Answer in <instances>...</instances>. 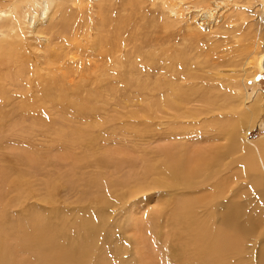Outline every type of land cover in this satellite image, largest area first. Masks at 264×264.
<instances>
[{
    "label": "rangeland",
    "instance_id": "1",
    "mask_svg": "<svg viewBox=\"0 0 264 264\" xmlns=\"http://www.w3.org/2000/svg\"><path fill=\"white\" fill-rule=\"evenodd\" d=\"M9 1L0 2L7 264H41L24 238L35 222L52 237L47 256L60 244L84 253L82 264L264 261L262 0H231L210 24L200 8L212 0H53L37 32L22 27L21 37L8 32ZM229 129L247 139L230 155L219 133ZM198 148L218 165L205 177L134 195L169 183L155 167L179 154L194 160ZM182 205L214 215L174 230ZM225 214L246 236L232 234V256H201L203 229L230 232L218 224Z\"/></svg>",
    "mask_w": 264,
    "mask_h": 264
},
{
    "label": "bare ground",
    "instance_id": "2",
    "mask_svg": "<svg viewBox=\"0 0 264 264\" xmlns=\"http://www.w3.org/2000/svg\"><path fill=\"white\" fill-rule=\"evenodd\" d=\"M45 1V4L41 6L40 1L36 0H10L9 5L10 7H7L8 12H12L16 14V17L14 19V22L11 24L9 33H16L18 36L21 33L22 27L23 29H29V32L36 33V28L39 25V23L42 22L43 19L46 18V12L48 4L53 3V0H43ZM1 2V0H0ZM231 2V0H212L211 6L209 7H202L200 8V12L202 16H204L205 20L208 24L211 22H214L216 19H219L222 13V9L225 8V6ZM261 7L264 10V0L261 1ZM57 4V3H56ZM54 3V7L56 5ZM40 6V12L37 10V14H34L32 9L30 7L36 8V6ZM175 5L172 4L171 7H174ZM215 6V8H214ZM198 7V6H196ZM12 8V9H11ZM20 9V12L18 11ZM5 11V9H4ZM170 12L177 13L174 11V9L170 10ZM177 16V15H176ZM204 23V22H202ZM35 24V25H34ZM9 29V28H8ZM16 36V35H15ZM21 37V36H20ZM53 57L56 58L55 51H52ZM8 55V54H7ZM233 131V130H232ZM230 129L226 132H219L222 135V138L225 141L224 147H226V152L230 155L232 153V150H235L236 148L244 150L246 147L247 139H244V136L246 135V131H242L239 136L235 135ZM235 132V131H234ZM192 154L194 155V160H191L190 158H184L181 154H179L178 157L173 158L168 163H166L163 166H156L155 170H160L163 172L166 176V179L169 180V183L164 182L165 180H156L157 182H154L153 184H148L145 186L138 185L137 191L134 193V195L142 193L144 191H151V190H157L160 188H164L167 186H173L174 190H184L187 189L189 186L192 185L197 179L205 177V174H209L213 168L218 166L215 162L216 159L214 157V154L212 156H208L210 154L209 149L205 148H198L192 151ZM135 189V190H136ZM133 193V192H132ZM186 205V203L184 204ZM182 205V206H184ZM211 208L206 205L204 209L199 210L198 208L193 209L190 208L189 205L184 206L182 211L177 215V219L174 218V227L173 229L176 230L179 228L182 222H186L182 224L183 227L189 228V224H191V219L197 217L200 215V213L206 217H209L214 215L211 212H208ZM200 212V213H199ZM210 218V217H209ZM195 221L197 222V220ZM220 222L218 224L220 226H223L225 229L230 230L229 233L225 231H220L218 229H212L207 230L203 229L204 233V239L205 244L201 246V256H232L233 248L235 247V239L232 234H239L241 237L246 236L245 228H243V225H236L235 222L232 220V216L229 214H225L221 216ZM198 223V222H197ZM212 224V223H211ZM210 224V225H211ZM203 225H205L203 223ZM37 228H33V227ZM30 225V228L28 232L24 235V238H26L27 245H31V248L36 250L37 253H39L40 256H35L41 264H82L83 263V255L84 253H80L74 251L73 249H69V251H66L63 249V247L58 244L55 247L54 256H47L48 249L50 247L51 251L54 249L52 243L50 242L52 237L44 233V228L42 224L35 222ZM244 229V230H243ZM236 232V233H234ZM207 236L210 237L209 243L207 242ZM47 237L48 240L45 238ZM194 237H187V241H192ZM24 241L23 239L20 240V244ZM196 246V245H195ZM7 248V247H6ZM5 245L0 244V264H7L10 260L15 259L13 256H7L5 252ZM42 251H44V254H42ZM243 250H240V248L236 249L234 251L233 256H241L243 254ZM79 255L78 257L76 255ZM179 256H185V255H179ZM12 262V261H10ZM13 263V262H12ZM15 263V262H14ZM11 264V263H10ZM17 264H22L21 262L17 261ZM260 264H264V261H261Z\"/></svg>",
    "mask_w": 264,
    "mask_h": 264
}]
</instances>
